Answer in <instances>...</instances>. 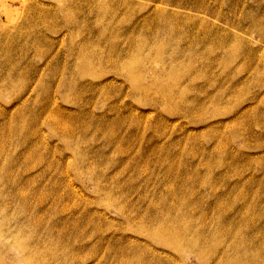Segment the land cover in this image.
I'll return each mask as SVG.
<instances>
[{"label":"rangeland","instance_id":"374dc122","mask_svg":"<svg viewBox=\"0 0 264 264\" xmlns=\"http://www.w3.org/2000/svg\"><path fill=\"white\" fill-rule=\"evenodd\" d=\"M0 264H264V0H0Z\"/></svg>","mask_w":264,"mask_h":264}]
</instances>
